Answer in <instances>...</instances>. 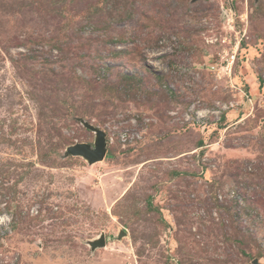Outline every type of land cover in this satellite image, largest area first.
Segmentation results:
<instances>
[{
	"label": "rangeland",
	"instance_id": "1",
	"mask_svg": "<svg viewBox=\"0 0 264 264\" xmlns=\"http://www.w3.org/2000/svg\"><path fill=\"white\" fill-rule=\"evenodd\" d=\"M126 2L0 0V264H264V0Z\"/></svg>",
	"mask_w": 264,
	"mask_h": 264
},
{
	"label": "water",
	"instance_id": "2",
	"mask_svg": "<svg viewBox=\"0 0 264 264\" xmlns=\"http://www.w3.org/2000/svg\"><path fill=\"white\" fill-rule=\"evenodd\" d=\"M80 122L85 128L95 133L96 138L94 145L91 146L88 143L75 144L73 146L68 147V149L66 150V155L74 157H83L90 164H94L96 162L104 160L108 152L106 133L103 130H100L94 127L92 124L84 121L83 119H80ZM122 233L125 235L124 231H122ZM106 245V238L103 234L99 237V239H96L91 243L93 249H96L98 247H105Z\"/></svg>",
	"mask_w": 264,
	"mask_h": 264
},
{
	"label": "trees",
	"instance_id": "3",
	"mask_svg": "<svg viewBox=\"0 0 264 264\" xmlns=\"http://www.w3.org/2000/svg\"><path fill=\"white\" fill-rule=\"evenodd\" d=\"M120 5H121V7H122V8H121V9H122V12L125 13V15H126L127 12L129 11V9H128V10L126 9V6L128 5L127 2H126V0H121V4H120ZM121 9H120V10H121ZM117 10H118V9H117ZM118 13H120L119 10H118ZM109 16L112 18V17H113V13H112V14H109ZM118 16H119V15H118ZM110 17H109V18H110ZM119 18H123V15H122V16H119Z\"/></svg>",
	"mask_w": 264,
	"mask_h": 264
}]
</instances>
